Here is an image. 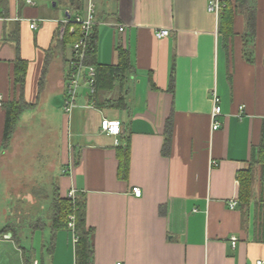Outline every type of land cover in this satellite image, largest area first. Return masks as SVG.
I'll list each match as a JSON object with an SVG mask.
<instances>
[{
  "label": "crops",
  "instance_id": "0c3cea01",
  "mask_svg": "<svg viewBox=\"0 0 264 264\" xmlns=\"http://www.w3.org/2000/svg\"><path fill=\"white\" fill-rule=\"evenodd\" d=\"M27 1L0 0V176L7 178L5 156L22 140L30 156L55 147L53 187L61 199L70 190L84 198L91 264L264 260V168H254L245 205L237 179L264 140V0H244L247 13L231 0L229 29L207 12L210 0H91L97 64L116 66L121 47L132 73L113 84L100 108L81 83L69 112L72 44L62 43L64 20L85 14L89 0L79 13L56 0ZM160 30L169 35L157 38ZM20 64L22 91L14 79ZM213 94L221 107L216 131ZM20 95L27 107L3 147V105ZM104 120L119 122L118 137L102 132ZM126 142L128 172L120 175L117 154ZM52 221L3 233L0 264H77L74 231L54 232ZM24 228L29 232L20 235Z\"/></svg>",
  "mask_w": 264,
  "mask_h": 264
},
{
  "label": "trees",
  "instance_id": "16d2710c",
  "mask_svg": "<svg viewBox=\"0 0 264 264\" xmlns=\"http://www.w3.org/2000/svg\"><path fill=\"white\" fill-rule=\"evenodd\" d=\"M58 3L67 5L75 13L81 12L83 8L82 0H56ZM230 1L227 0L222 5V14L220 15V26L229 29L233 18V10L230 7ZM236 4V11L241 13L244 12V0H234ZM63 31L62 43L65 46L68 43L73 44L79 38V30L76 27L74 34L68 32V26H65ZM96 43L97 34L95 27L88 40V52L86 56V64L94 67L96 76L93 88V93L89 97L90 105L93 107L100 108L105 104V95L108 94L113 87L115 82H119L121 85L126 83L132 73V67L130 64V57L127 51L118 47V64L116 66H102L96 62ZM19 61V60H18ZM20 67L15 69V83L20 86V90H23V74L24 65L20 64ZM112 104H109V106ZM122 103L118 104L120 107ZM25 102L21 99L17 101H12L10 103L4 104L3 108L6 111L5 126L3 133V147H7L11 141L14 128L19 120L20 114L26 108ZM264 138V137H263ZM123 147V146H122ZM122 152H118L119 161V173L120 175L128 172V160L129 151L128 143L122 148ZM257 165H261L264 168V140L262 141L261 147L257 151L252 152L250 167L247 171L238 174L239 183V199L241 203L247 204L251 199V188L254 180V168ZM53 209L54 216L52 217V228L55 232L61 228H66L70 222L69 216H74V233L76 235L77 241L75 246L76 262L77 264H91L92 251L90 248V235L91 230L86 227L85 222V205L83 196H75V198L69 199L65 197L64 199L59 198L57 194L53 197ZM9 229L3 228L0 233H7ZM28 257V256H27ZM29 259V257H28Z\"/></svg>",
  "mask_w": 264,
  "mask_h": 264
},
{
  "label": "rangeland",
  "instance_id": "374dc122",
  "mask_svg": "<svg viewBox=\"0 0 264 264\" xmlns=\"http://www.w3.org/2000/svg\"><path fill=\"white\" fill-rule=\"evenodd\" d=\"M39 136H41L40 133ZM24 142L22 140L21 145L17 143L11 153L5 156L4 176L7 178L4 180V177L0 176V231L6 225L7 229L14 231L25 224L34 225L41 220L48 222V218L54 216L53 197L56 191L53 187L54 179L51 178L54 177L55 173L51 163L55 159L53 155L55 147L50 152L48 148L46 153H33L31 156L29 153H32L33 150L28 149L26 150L28 153L26 163H23L21 158L26 153H22L25 147ZM44 142L46 145V140ZM26 232H29L26 228L19 230L20 235ZM1 233L0 237L2 236ZM37 240L38 237L35 241ZM29 241L30 239L25 241V244ZM2 248H5V245H0V251ZM35 248L37 257H40V246L37 244ZM13 254H15L14 251L11 252L10 258L11 260L13 258L14 261L15 256ZM33 264L37 263L34 262Z\"/></svg>",
  "mask_w": 264,
  "mask_h": 264
},
{
  "label": "built area",
  "instance_id": "2783aa9c",
  "mask_svg": "<svg viewBox=\"0 0 264 264\" xmlns=\"http://www.w3.org/2000/svg\"><path fill=\"white\" fill-rule=\"evenodd\" d=\"M28 4H31V1H27ZM207 12L214 15L216 18H219L222 14V5L219 0H210L207 5ZM64 24L68 26V32L74 34L75 28L77 27L79 30V38L76 42H74L71 46V56L69 60V72L67 76V84L65 90V111L69 112L72 108H74V101L77 95V91L81 85H84L88 89V94L91 95L93 93L95 76L96 72L94 67L86 64V56L88 52V40L93 32L95 27V9L94 4L89 0L86 8L85 14H75L72 18H67L64 20ZM36 23L32 22L30 25L31 29H35ZM123 28H119V32H122ZM169 35L167 30H160L157 32V38H165ZM212 111H211V121H212V130L216 131L219 128V124L216 119L221 114L220 100L219 98L213 94L212 99ZM2 106V99L0 97V107ZM101 130L104 134L118 137L121 133V127L119 122L117 121H108L104 120L101 123ZM212 165L216 166V163ZM132 194L134 197L139 198L141 196V190L139 188H133ZM76 196V192L74 190H70L66 197L69 199H74ZM237 206V202L230 203V208H234ZM69 224L67 228L71 231H74V216H69ZM77 238H75V242ZM237 238L234 236L230 237V245L231 248H234L237 243ZM121 264V263H116ZM255 264H264V260L257 261Z\"/></svg>",
  "mask_w": 264,
  "mask_h": 264
},
{
  "label": "water",
  "instance_id": "95a60500",
  "mask_svg": "<svg viewBox=\"0 0 264 264\" xmlns=\"http://www.w3.org/2000/svg\"><path fill=\"white\" fill-rule=\"evenodd\" d=\"M54 5V4H53Z\"/></svg>",
  "mask_w": 264,
  "mask_h": 264
}]
</instances>
